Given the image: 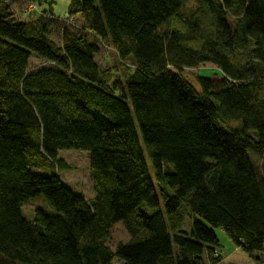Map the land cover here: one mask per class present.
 Listing matches in <instances>:
<instances>
[{
    "label": "trees",
    "instance_id": "trees-1",
    "mask_svg": "<svg viewBox=\"0 0 264 264\" xmlns=\"http://www.w3.org/2000/svg\"><path fill=\"white\" fill-rule=\"evenodd\" d=\"M21 1L0 0V264H221L217 230L264 252V0L34 2L27 19ZM206 64L219 79L186 71ZM63 150L89 153L94 197L63 182ZM39 196L51 211L30 221Z\"/></svg>",
    "mask_w": 264,
    "mask_h": 264
},
{
    "label": "rangeland",
    "instance_id": "rangeland-1",
    "mask_svg": "<svg viewBox=\"0 0 264 264\" xmlns=\"http://www.w3.org/2000/svg\"><path fill=\"white\" fill-rule=\"evenodd\" d=\"M37 3L42 6V9H48L50 3L53 4V12L59 18H65L68 10V0H22L21 6L14 3L12 5L13 10L19 8L21 12H24L30 8L31 3ZM182 2V13L190 14L197 7L196 3L192 0H181ZM19 4V2L17 3ZM26 19L28 16L25 17ZM72 22V21H71ZM70 22V23H71ZM72 24V23H71ZM75 25V24H74ZM59 25L55 23L52 28L51 37L57 43H60V32ZM96 63L101 69H108L116 67L119 63L116 53L113 49L103 46V51L95 57ZM42 67H51L50 64L33 58L31 61V71L37 70ZM190 73H199L202 76L214 77V79H219L220 73L216 70L213 65H202L196 69L186 70ZM59 157L66 160V162L72 167L71 170H67L60 173L63 182L68 185L74 192L82 194L87 199L94 197L93 184L90 180V164H89V153L86 151H71L63 150L60 151ZM148 161H150L148 159ZM252 161L257 173H260L261 163L252 156ZM49 175L48 172L44 173ZM37 209H42L45 211H51L49 205L43 197H36L30 200L24 207V216L30 221H33L35 216V211ZM193 225V219L188 218L183 227L184 231L190 232ZM221 243L219 248V253L222 256V264H264V252L258 253L256 258H251L241 249H238L233 241L221 230L216 231ZM130 239L128 231L122 223L114 226L111 233V239L108 245L111 249H115L119 243H126ZM260 259V261L258 259ZM117 264V263H116Z\"/></svg>",
    "mask_w": 264,
    "mask_h": 264
},
{
    "label": "crops",
    "instance_id": "crops-1",
    "mask_svg": "<svg viewBox=\"0 0 264 264\" xmlns=\"http://www.w3.org/2000/svg\"><path fill=\"white\" fill-rule=\"evenodd\" d=\"M68 4H69V3H68ZM16 5L21 6V4H17V3H16ZM52 5H53V4H52ZM50 9H51V4L49 5V8L46 9V10H50ZM15 11L18 13L19 17L22 18V19H26V18H25L26 16H28V17L30 16V14H29L28 12H26V11L21 12L20 9L17 8V7L15 8ZM66 14H67V13H66ZM238 249H239V248H238ZM220 255H221V254H220ZM221 264H222V263H221Z\"/></svg>",
    "mask_w": 264,
    "mask_h": 264
},
{
    "label": "built area",
    "instance_id": "built-area-1",
    "mask_svg": "<svg viewBox=\"0 0 264 264\" xmlns=\"http://www.w3.org/2000/svg\"><path fill=\"white\" fill-rule=\"evenodd\" d=\"M37 6L32 2L30 5V10H36Z\"/></svg>",
    "mask_w": 264,
    "mask_h": 264
}]
</instances>
